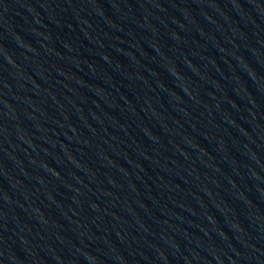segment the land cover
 <instances>
[{
  "label": "water",
  "instance_id": "1",
  "mask_svg": "<svg viewBox=\"0 0 264 264\" xmlns=\"http://www.w3.org/2000/svg\"><path fill=\"white\" fill-rule=\"evenodd\" d=\"M0 264H264V0H0Z\"/></svg>",
  "mask_w": 264,
  "mask_h": 264
}]
</instances>
